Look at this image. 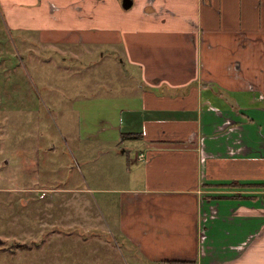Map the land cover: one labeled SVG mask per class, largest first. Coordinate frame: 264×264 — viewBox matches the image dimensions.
Returning a JSON list of instances; mask_svg holds the SVG:
<instances>
[{"label": "crops", "instance_id": "0c3cea01", "mask_svg": "<svg viewBox=\"0 0 264 264\" xmlns=\"http://www.w3.org/2000/svg\"><path fill=\"white\" fill-rule=\"evenodd\" d=\"M122 1L0 0V16L135 76L102 100L115 140L138 134L115 168L138 264H264V0Z\"/></svg>", "mask_w": 264, "mask_h": 264}, {"label": "rangeland", "instance_id": "374dc122", "mask_svg": "<svg viewBox=\"0 0 264 264\" xmlns=\"http://www.w3.org/2000/svg\"><path fill=\"white\" fill-rule=\"evenodd\" d=\"M2 20L0 264H138L116 232L131 139L115 140L102 100L135 76L106 51L40 45Z\"/></svg>", "mask_w": 264, "mask_h": 264}, {"label": "water", "instance_id": "95a60500", "mask_svg": "<svg viewBox=\"0 0 264 264\" xmlns=\"http://www.w3.org/2000/svg\"><path fill=\"white\" fill-rule=\"evenodd\" d=\"M133 5V1L132 0H123L122 1V6L125 10H129Z\"/></svg>", "mask_w": 264, "mask_h": 264}, {"label": "trees", "instance_id": "16d2710c", "mask_svg": "<svg viewBox=\"0 0 264 264\" xmlns=\"http://www.w3.org/2000/svg\"><path fill=\"white\" fill-rule=\"evenodd\" d=\"M125 135V136H124ZM137 135L138 134H123L122 136H121V141L123 140V138H128V139H136L137 138ZM164 263H168V262H164Z\"/></svg>", "mask_w": 264, "mask_h": 264}]
</instances>
